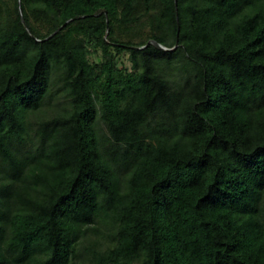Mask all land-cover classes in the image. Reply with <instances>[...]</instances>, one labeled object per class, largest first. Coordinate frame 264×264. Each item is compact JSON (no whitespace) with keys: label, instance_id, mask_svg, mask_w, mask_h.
<instances>
[{"label":"trees","instance_id":"obj_1","mask_svg":"<svg viewBox=\"0 0 264 264\" xmlns=\"http://www.w3.org/2000/svg\"><path fill=\"white\" fill-rule=\"evenodd\" d=\"M0 264H264V0H0Z\"/></svg>","mask_w":264,"mask_h":264},{"label":"water","instance_id":"obj_2","mask_svg":"<svg viewBox=\"0 0 264 264\" xmlns=\"http://www.w3.org/2000/svg\"><path fill=\"white\" fill-rule=\"evenodd\" d=\"M23 22L25 23L24 19H23ZM150 43H151V42H150ZM150 43H149V44H150ZM149 44H148V45H149ZM154 44H155L158 48H160V49H162V50H165V51H168V50H169L168 48L163 47L162 45L158 44L157 42H154ZM177 47H178V43H177V45H176L175 48H177Z\"/></svg>","mask_w":264,"mask_h":264},{"label":"rangeland","instance_id":"obj_3","mask_svg":"<svg viewBox=\"0 0 264 264\" xmlns=\"http://www.w3.org/2000/svg\"><path fill=\"white\" fill-rule=\"evenodd\" d=\"M127 59H128L127 54H124V55L121 57L122 62H125L126 64L129 65V63L127 62Z\"/></svg>","mask_w":264,"mask_h":264}]
</instances>
